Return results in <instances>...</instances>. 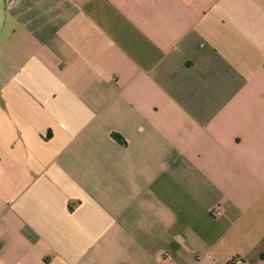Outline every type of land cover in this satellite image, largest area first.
I'll return each instance as SVG.
<instances>
[{
  "label": "crops",
  "instance_id": "0c3cea01",
  "mask_svg": "<svg viewBox=\"0 0 264 264\" xmlns=\"http://www.w3.org/2000/svg\"><path fill=\"white\" fill-rule=\"evenodd\" d=\"M264 264V0H0V264Z\"/></svg>",
  "mask_w": 264,
  "mask_h": 264
},
{
  "label": "built area",
  "instance_id": "2783aa9c",
  "mask_svg": "<svg viewBox=\"0 0 264 264\" xmlns=\"http://www.w3.org/2000/svg\"><path fill=\"white\" fill-rule=\"evenodd\" d=\"M238 264H244V263L239 262Z\"/></svg>",
  "mask_w": 264,
  "mask_h": 264
}]
</instances>
